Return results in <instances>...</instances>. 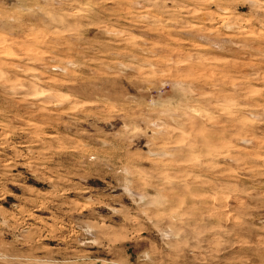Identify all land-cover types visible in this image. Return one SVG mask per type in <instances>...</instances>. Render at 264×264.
<instances>
[{
	"label": "clouds",
	"instance_id": "clouds-1",
	"mask_svg": "<svg viewBox=\"0 0 264 264\" xmlns=\"http://www.w3.org/2000/svg\"><path fill=\"white\" fill-rule=\"evenodd\" d=\"M0 264H264V0H0Z\"/></svg>",
	"mask_w": 264,
	"mask_h": 264
},
{
	"label": "rangeland",
	"instance_id": "rangeland-1",
	"mask_svg": "<svg viewBox=\"0 0 264 264\" xmlns=\"http://www.w3.org/2000/svg\"><path fill=\"white\" fill-rule=\"evenodd\" d=\"M29 183H31V180H29ZM9 188L11 189V190H14V191H19L18 189H14V187L12 186V185H9ZM7 199H11V197H8Z\"/></svg>",
	"mask_w": 264,
	"mask_h": 264
}]
</instances>
